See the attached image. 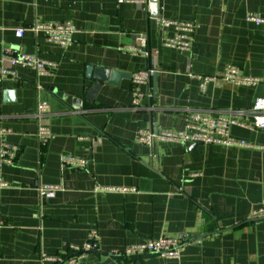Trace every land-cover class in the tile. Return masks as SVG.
<instances>
[{
    "label": "crops",
    "instance_id": "0c3cea01",
    "mask_svg": "<svg viewBox=\"0 0 264 264\" xmlns=\"http://www.w3.org/2000/svg\"><path fill=\"white\" fill-rule=\"evenodd\" d=\"M248 14L264 18V0H0V61L9 47L55 64L44 75L16 67L0 82V127L19 148L0 169V264H66L42 257L66 256L92 229L99 250L80 264H264V216H253L264 205V128L231 126L251 147L136 141L140 128H182L192 111L252 122L264 97V23ZM156 17L196 23L191 50L163 45L173 29ZM65 21L75 28L67 46L30 29ZM227 65L260 83L220 79ZM88 67L120 76L97 82ZM144 69L155 75L133 106L131 75ZM199 75L216 79L201 88ZM42 102L49 110L39 117ZM39 125L50 131L44 143ZM43 184L59 187L53 198L40 197ZM161 235L186 240L178 259L120 253Z\"/></svg>",
    "mask_w": 264,
    "mask_h": 264
},
{
    "label": "built area",
    "instance_id": "2783aa9c",
    "mask_svg": "<svg viewBox=\"0 0 264 264\" xmlns=\"http://www.w3.org/2000/svg\"><path fill=\"white\" fill-rule=\"evenodd\" d=\"M247 20L256 24L264 23V18L253 14L247 15ZM156 23L162 28H172L173 34L163 38V45L179 50L190 51L192 48L193 34L197 24L192 21H173L166 18H155ZM30 29L34 33L43 34L49 42L60 46H67L72 43V36L75 28L71 22H38L33 24ZM24 34V28L15 29V36L21 38ZM2 60L0 61V82H5L16 78V67H26L34 70L39 75L49 74L55 68V64L46 61L33 54L17 52L9 47L3 50ZM151 70H139L131 75L134 85L132 104L138 106L143 97V93L138 90V86L146 84L151 77ZM200 80V87L204 88L209 81L216 79L215 76H197ZM220 79L235 84L256 85L260 79L251 76H245L235 65H227L221 74ZM49 110L48 104L39 103L36 108V115L41 116ZM252 122L244 125L235 118L226 114L210 115L199 111L190 112L182 128L180 129H151L140 128L136 133V141L140 144L153 145L159 142H177V143H201V144H220L225 146H248L250 143L244 140L234 139L230 136L231 126H247L249 129L264 128V97H258L253 102L249 110ZM6 128L0 127V169L4 165H12L16 159L19 148L16 145L9 144L4 140ZM36 135L41 143L50 138V131L46 126L39 125ZM61 161L70 167L82 168L86 165L84 158L73 155H62ZM8 183L0 177V187H6ZM59 187L52 184H43L38 187L40 197L51 199L55 196ZM113 190V188H105ZM120 190V188H115ZM123 191L127 189H121ZM264 214V205L253 213L254 217ZM186 240L181 237L161 235L157 238H149L142 242L126 246L120 253L125 256H139L147 253H154L165 259H178L185 246ZM99 250L98 233L95 229L90 230L87 239L78 245H69L66 256H47L43 259L54 262H65L66 264H80V260L88 253Z\"/></svg>",
    "mask_w": 264,
    "mask_h": 264
},
{
    "label": "water",
    "instance_id": "95a60500",
    "mask_svg": "<svg viewBox=\"0 0 264 264\" xmlns=\"http://www.w3.org/2000/svg\"><path fill=\"white\" fill-rule=\"evenodd\" d=\"M87 75L88 76H93V78L97 81V82H103V81H108L109 83H113V80H116V78L118 77L119 74L110 72L106 69H102V68H98V69H93L91 67L87 68ZM155 75V73H152L151 76L153 77ZM120 76V75H119ZM96 87V86H95ZM3 95L5 97L6 100L8 101H14L15 99V91L14 90H9V89H5L3 91ZM195 145L201 144V143H194ZM262 216H264V214H261Z\"/></svg>",
    "mask_w": 264,
    "mask_h": 264
}]
</instances>
